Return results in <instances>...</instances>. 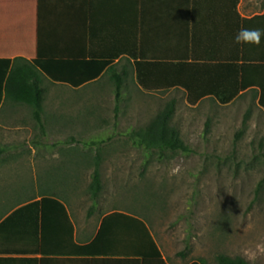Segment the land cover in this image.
<instances>
[{
	"label": "crops",
	"instance_id": "crops-1",
	"mask_svg": "<svg viewBox=\"0 0 264 264\" xmlns=\"http://www.w3.org/2000/svg\"><path fill=\"white\" fill-rule=\"evenodd\" d=\"M262 15L264 0H0V58L33 59L40 53L45 60L58 61L54 65L63 70H77L89 58L117 56L114 60L117 71L127 72L120 101L126 99L123 96L130 76L144 96H166L177 91L187 101L183 87L150 90L139 85L132 56L147 62L240 64L245 44H236L233 37L241 27L264 29V18H257ZM246 51L254 57L252 60L264 57V35L259 45L246 44ZM229 77L235 82L231 88L241 82L236 73L226 74L225 78ZM44 78L47 79L43 102L46 133L49 124L61 131L67 127H75L79 132L85 126L93 130L101 128L98 86L114 82L108 72L103 71L76 87ZM201 78L192 80L198 85H210L211 79ZM58 85L71 92L57 91ZM259 97V88L249 86L231 102L242 99L258 104ZM202 101L219 102L213 95H205L195 105ZM119 103L113 102L112 116L123 111L118 108ZM20 105L9 100L0 104V146L3 147L0 149V224L8 219L0 226V264H142L129 257L69 253L65 250L73 245L67 235L52 229L42 242L44 251H39L37 210L15 212L44 196L58 198L66 205L78 244L89 243L95 237L104 214L128 211L105 212L95 229L81 218L75 206L78 182L85 168H89L90 160H12L19 156L22 146L34 150L35 143L43 148L48 143L34 139L33 144L19 142L20 131L25 129L23 119L18 116ZM46 137L43 136L45 140ZM72 139L64 140L68 142L66 149L76 146ZM8 146L18 148L4 154L2 150ZM64 163L74 168L66 169ZM64 176L74 178L68 187L59 183Z\"/></svg>",
	"mask_w": 264,
	"mask_h": 264
},
{
	"label": "rangeland",
	"instance_id": "rangeland-1",
	"mask_svg": "<svg viewBox=\"0 0 264 264\" xmlns=\"http://www.w3.org/2000/svg\"><path fill=\"white\" fill-rule=\"evenodd\" d=\"M46 83L44 78V87ZM114 88L113 81L98 86L99 130L85 126L82 132L75 127L61 131L49 124L46 140L31 110L20 105L18 116L25 129L19 142L49 144L43 148L35 143L34 150L22 146L12 160H90L78 182L75 206L81 218L95 229L99 217L112 209L139 215L170 264H218L220 253L264 264V109L242 99L191 105L177 91L144 96L130 76L125 87L129 97L126 92L118 105L123 111L112 116ZM57 89L71 92L59 85ZM172 97L176 105L171 123L190 151L160 153L134 145L129 134L146 126ZM71 139L77 144L66 149L64 140ZM17 148L8 146L4 154ZM95 160H100L103 187L93 208L88 186ZM73 179L64 176L59 183L68 187Z\"/></svg>",
	"mask_w": 264,
	"mask_h": 264
},
{
	"label": "trees",
	"instance_id": "trees-1",
	"mask_svg": "<svg viewBox=\"0 0 264 264\" xmlns=\"http://www.w3.org/2000/svg\"><path fill=\"white\" fill-rule=\"evenodd\" d=\"M257 18H264V15ZM254 19H247V22ZM116 57H92L82 63V67L77 70H63L58 65H54L58 61L45 60L40 53L33 59L22 56L0 58V104L3 100H9L28 106L41 133L45 135L43 102L46 88L43 86V77L76 87L95 79L106 71L114 80V92L118 104L122 97L127 72L121 74L117 71L114 63ZM132 57L137 82L144 89L167 90L173 86L183 87L187 92L188 103L195 105L199 98L205 95H213L219 103L227 104L246 87L256 86L260 90L258 104L264 109V57L252 60L254 57L248 56L246 44L240 64L147 62L136 56ZM229 73L238 74L241 80L234 88H231V85L235 82L230 77L225 78ZM201 77L211 79L210 85H198L192 80L202 79ZM175 105L174 99L168 101L146 126L129 134L134 145L149 150L158 149L160 153L168 149L189 152L190 146L181 137L179 129L171 123ZM248 119L249 112L245 114L243 125H246ZM102 187L100 160H95L88 187L93 208ZM28 208H35L38 213L39 221L36 231L40 239L39 251H44L42 242L47 239L52 229L56 233L67 235L73 245L72 248L68 247L65 250L69 253L115 255L140 260L142 264H167L147 222L136 214L117 210L104 214L95 237L89 243L78 244L74 237V224L66 205L61 200L44 196L18 209L15 214L24 212ZM6 221L0 226L6 224ZM188 247L189 244L186 245V249ZM216 259L218 264H251L242 257H233L224 253L218 254ZM189 264H206V262L200 260Z\"/></svg>",
	"mask_w": 264,
	"mask_h": 264
},
{
	"label": "clouds",
	"instance_id": "clouds-1",
	"mask_svg": "<svg viewBox=\"0 0 264 264\" xmlns=\"http://www.w3.org/2000/svg\"><path fill=\"white\" fill-rule=\"evenodd\" d=\"M262 35H264V29L241 27L235 33L233 40L236 44L259 45Z\"/></svg>",
	"mask_w": 264,
	"mask_h": 264
}]
</instances>
